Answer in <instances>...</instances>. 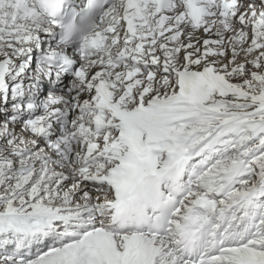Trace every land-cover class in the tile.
<instances>
[{
	"label": "snow or ice",
	"instance_id": "1",
	"mask_svg": "<svg viewBox=\"0 0 264 264\" xmlns=\"http://www.w3.org/2000/svg\"><path fill=\"white\" fill-rule=\"evenodd\" d=\"M0 264H264V0H0Z\"/></svg>",
	"mask_w": 264,
	"mask_h": 264
}]
</instances>
